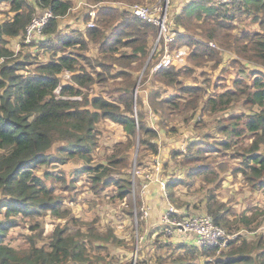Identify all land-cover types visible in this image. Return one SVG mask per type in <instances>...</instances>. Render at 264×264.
Returning a JSON list of instances; mask_svg holds the SVG:
<instances>
[{
  "label": "trees",
  "instance_id": "trees-1",
  "mask_svg": "<svg viewBox=\"0 0 264 264\" xmlns=\"http://www.w3.org/2000/svg\"><path fill=\"white\" fill-rule=\"evenodd\" d=\"M3 1H9L10 15L2 19L0 13V57H7L0 63V264H94L86 254L87 246L80 240L79 234L69 231L68 228L56 229L48 247L32 244L20 249L6 242L7 232L20 224L21 217L38 219L48 211L58 214L60 210L63 202L61 196L56 194L54 186L46 184L37 169L44 164L65 163L73 158H82L85 164L75 171L76 176L87 173L91 188L96 192L114 188L118 198L127 199L132 193L129 171L132 150L138 142L139 152L142 151L138 163L141 166L144 159L147 158L148 161L158 155V139H161V133L158 127L148 124L142 111L135 118L134 81H126L122 84L123 87L117 88L118 95H110V99L103 95L88 99L84 94L81 86L87 87L94 77L86 70L80 58H84L92 66L94 62L83 53L68 51V48L78 44L79 48H86L87 39L76 29H56L58 16L64 15L71 8V0H36L44 10L51 12L44 32H56L55 44L63 52L39 63L37 72L34 73L29 71L30 59L17 62L13 57L15 48L12 50L7 44L10 38L16 39L18 44L27 43V26L36 12L35 4L29 0H0V3ZM89 1L100 3L118 0ZM119 1L135 3L145 0ZM183 6L182 13L174 11L177 16L174 20L177 36L170 43L171 49L178 44L188 43L191 57H204L214 54L215 49L210 42L215 40L240 54L243 53L250 62L264 66V0H231L219 3L212 0H187ZM243 15L258 22L263 31L253 30L243 32L241 36L235 35L231 29L234 28L236 19ZM96 21L100 23L99 27L95 25ZM187 25L200 27L204 34L201 35L203 40L186 35L180 30ZM106 30H109L108 34L104 32ZM158 32L159 27L154 22L136 16L128 9H120L115 3L101 5L94 25L88 26L86 30L88 35L101 43V48H106L109 52V63H97L103 64L106 69H110L112 60L137 61L141 65L148 54L151 40ZM40 43L41 46H46L47 39H40ZM121 48H130L131 51L120 52ZM19 69L27 74L17 73ZM65 71L71 73L72 81H62L61 74ZM251 71L254 74L251 83L244 81V78H238L235 80V89L208 94L204 85L183 81L182 76L192 75V68H163L155 71V76L164 84L174 86L176 91L165 96L161 91H150L149 103L155 112L162 109L163 121L159 126L165 130V135L170 130H178L174 125L171 129L167 128L168 116L172 113L178 114L179 121L190 123L200 107L218 111L229 107L237 98H243V103L251 108L257 106V109H251L248 113L230 115L227 118L229 123H222L220 130L232 138L235 135L241 136L245 130L251 133L252 141L243 147V152H237H242L241 166L235 167V171L244 174L253 188L264 189V70L254 67ZM103 79L106 80L107 76ZM82 94L83 99L76 97ZM106 117L123 126L126 140L114 143L110 148L111 154L106 156L107 162L88 163L97 146V124ZM242 118H245L244 128H240ZM233 145L228 138L208 144L205 141L189 140L186 146L171 152V159L176 165L185 167L186 173L183 178L168 177V185L173 183V188L179 181L188 188L201 175L208 178L211 174L215 181L219 173L207 162L208 152H219ZM168 165L169 161L164 164L165 174L172 171ZM49 172L47 174L55 175L57 171ZM172 188L169 189V197L175 200ZM217 200L219 198L215 193L208 196L205 208L218 224H226L225 217L229 216V208ZM138 204H142L140 198ZM261 211L264 215V208ZM244 221L250 228L260 227L257 213L254 217L245 216ZM253 222H256L255 225H252ZM37 226L38 223L32 225V228L36 229ZM93 235L94 231L91 230L86 237L89 240L102 238L109 242L113 232L99 238ZM227 245L229 247L225 252L218 245L199 248L179 242L175 247L184 248L185 254L175 257L171 264H203L207 256L213 258L214 264H264L262 235L252 241L242 235L236 236L229 239ZM101 246L104 245H96ZM187 254L191 257L187 258ZM198 256L202 257L203 263L195 261Z\"/></svg>",
  "mask_w": 264,
  "mask_h": 264
},
{
  "label": "rangeland",
  "instance_id": "rangeland-1",
  "mask_svg": "<svg viewBox=\"0 0 264 264\" xmlns=\"http://www.w3.org/2000/svg\"><path fill=\"white\" fill-rule=\"evenodd\" d=\"M29 1L32 4L34 2L36 7L32 21L40 20L44 15L42 13L46 10L36 0ZM155 1L157 0H145L135 3L119 1L117 4V6L122 5V9H133L135 5L145 6L147 7L145 15L147 13L148 17L152 18L162 15L164 19V27L158 25V35L151 40L148 54L141 65L137 61L118 62L112 60L110 69H106L103 64H97L104 61H108L107 63H109L111 60L108 58L109 52L106 51V48H101V43L95 41L86 33L89 21L88 10L91 9L90 4H94L89 0H71V8L64 15L58 16L56 29L58 31H72V29H76L87 39L88 45L86 48H79L78 44L68 48V51L83 53L94 62V66H92L84 58H80L86 70L94 77L87 87L81 86L88 99H91L95 95H103L107 99H110V95H118V87H123L122 84L126 81H134L135 118L142 111L148 124L158 127L159 132L165 135V130L159 126L163 121L162 109L158 112L152 109L149 103V93L150 91L158 90L165 96L176 91L174 86L160 81V78L155 76L154 69L162 58L166 36L176 30L174 20L177 19V16H175L174 11L182 13L183 5L187 0ZM212 1L219 3L218 0ZM104 4L114 5V1H102L98 4L97 8L99 9ZM161 6H163L164 10L161 9ZM9 9V1L0 3L2 19L8 18L10 15ZM236 20L234 28L231 29L235 35L241 36L243 32L253 30L263 31L260 24L250 16L243 15ZM30 24L27 26V30ZM95 25L99 27L100 23L96 21ZM190 26H183L180 30L186 35L203 40L201 37V35H204L202 29ZM108 31L104 32L108 34ZM159 35L161 36V43L157 45L156 39ZM56 37V32L50 34L43 32L42 36L37 40L21 43L20 46L16 39L10 38L7 46L12 50L19 48L18 54L13 57L16 58L17 62L25 58L30 59L29 71L34 73L37 72L36 68L39 63L46 62L56 54L59 55L63 52L59 51V46L55 44ZM40 39H47V45L41 46ZM210 43L215 49L214 54L193 58L189 53L183 61L173 65L176 68L185 69V67H190L193 69L192 75L182 76L185 83L204 85L208 89V94H212L218 91L223 92L228 89H235V80L238 78H244V81L251 83L254 77L251 69L254 67H260L264 70V66L250 62L243 53L240 54L236 50L225 45L223 46L215 40ZM122 51H131V49L121 48L120 52ZM17 73H21L20 69L17 70ZM70 76L69 72H64L61 74V79L63 82L72 81V77ZM104 76H107L106 80L103 79ZM77 98L83 99V94L77 96ZM257 108V106L251 108L250 105L243 103V98H237L230 103L229 107L218 111L205 110L200 107V111L198 110L199 112H197L196 117L190 123L179 121L178 114L172 113L168 116L167 128L171 129L173 128L172 125H174L178 130H170V133L165 135L166 138L162 135L165 141L162 140L161 136V139H158L159 153L162 157L165 148L170 149L169 154L171 155L173 150L186 146L187 142L191 139L194 141H205L208 144L212 141H221L228 138L234 143L233 147L229 149L227 148L219 152L218 150L208 152L207 162L211 163L214 170L219 173V177L215 181L212 174L208 178L201 175L198 181L191 187H182L183 190H180L177 194V197L180 196L182 199H187L190 202V207H185L190 212L197 214H210L205 208L206 199L208 196L213 195V193L217 194L219 198L217 201L223 202L229 208V216L225 217L227 222L226 224H221L226 230L227 239H233L236 236L242 235L247 240L252 241L258 235H262L264 240V215L261 211L264 208V189L253 188L244 174L235 171V167L241 166L243 147L252 141L251 133L245 130L241 136L235 135L232 138V136H228L220 130L222 123H229L227 122V118L230 115L242 112L248 113L251 109ZM97 127V146L94 150L93 158L88 162L91 164L107 162L106 156L111 154L110 148L114 143L126 140L123 126L108 117L102 118L98 122ZM244 127H246L245 118H242L240 128ZM205 135H209V137L206 138ZM169 146L171 147L169 148ZM238 151L242 152L237 153ZM141 153L142 151L139 152L137 142L136 147L131 153L130 178L133 175L135 167L142 170H149L151 168L146 169L147 158L139 166ZM168 161V167L172 166V171L166 172L165 176L167 178L185 175V167L176 165L171 156ZM166 162L167 160H164V164ZM84 164V159L73 158L65 163H50L39 167L37 172L44 177L47 185L55 187L56 194L61 196L63 200L60 210L58 214L48 211L40 215L38 219L21 217L22 214H20V224L12 227L7 232L6 242L20 249L27 248L32 244L48 247L47 245L53 239L56 229L68 228L69 231L79 234L80 240L87 246L88 251L86 254L94 261V264H171L175 257L185 254L184 248L175 247L179 241L174 239L173 235H169L173 233H164L165 230L161 232L158 230L159 227L149 228L150 217H142L141 206L138 204V198H142V194L139 195V187L137 189V197L134 198L132 195H128L127 199L118 198L114 188H107L106 190L96 192L95 189L91 188V180L87 173L79 176L75 174V171ZM49 171L57 172H55V175H49L47 174L50 173ZM204 198H206L205 201ZM174 202L176 209L179 211L184 210L180 203L175 200ZM182 213L184 214V212ZM256 213L260 227L254 229L245 225L244 217H254ZM37 223V228H32V225ZM255 223L253 222L252 225H255ZM91 230L94 231L93 236L95 238L107 235L109 232H113V235L109 242L102 238L89 240L86 235ZM96 245L104 246L96 247ZM228 247V245L224 247L225 252ZM185 256L187 258L191 257L189 254ZM195 261L203 263L201 256H198Z\"/></svg>",
  "mask_w": 264,
  "mask_h": 264
},
{
  "label": "built area",
  "instance_id": "built-area-1",
  "mask_svg": "<svg viewBox=\"0 0 264 264\" xmlns=\"http://www.w3.org/2000/svg\"><path fill=\"white\" fill-rule=\"evenodd\" d=\"M219 2H227L231 0H218ZM119 1L114 2L117 6ZM123 2V1H121ZM98 4H90L91 9L88 10L89 21L88 26L94 25V20L97 18ZM122 4V3H121ZM122 9V5L118 6ZM161 9L164 10L163 6ZM134 15L141 17L143 19H148L154 22L156 25H161L164 23V19L161 16L159 17H148L147 13L145 15V10L147 12V7L135 5L133 9H128ZM51 12L47 11L38 21H32L27 30L26 42H30L35 39L36 34H40L42 27L47 23ZM177 32L172 31L171 34L166 36L165 43L163 45L164 52L161 60L157 63L155 71H160L163 68H168L174 64L183 61L191 52V47L188 43L178 44L174 49H171V42L175 40ZM157 45L161 43V36L159 35L156 39ZM211 44V43H210ZM15 52H18V49H15ZM6 56L0 57V63H3L6 60ZM154 71V72H155ZM151 167L149 170H142L135 167L133 175L131 177L132 183V193L131 195L135 198L137 197L138 187L143 193L151 183L156 182L160 185L164 197H169L168 190V178L164 173V160L158 153L157 156L148 160L146 163V169ZM142 217L149 218L150 216V207L146 204H142L140 207ZM161 224L165 226V232L173 233L180 231L182 233H193L196 236L195 244L199 248L206 246L218 245L220 250H224V247L227 246L228 240L226 236V230L223 226L218 224L214 217L208 213H190L183 214L182 211H179L174 207V204L168 203L166 210L162 213ZM173 235V234H169ZM213 258L211 256L205 257L204 264H213Z\"/></svg>",
  "mask_w": 264,
  "mask_h": 264
},
{
  "label": "crops",
  "instance_id": "crops-1",
  "mask_svg": "<svg viewBox=\"0 0 264 264\" xmlns=\"http://www.w3.org/2000/svg\"><path fill=\"white\" fill-rule=\"evenodd\" d=\"M162 135L163 134L161 133L160 136L163 140L164 138L162 137ZM163 136L165 137V135H163ZM163 141H165V140H163ZM170 147L171 146H169V148ZM169 151H170V149L165 148L163 151V157L159 153L163 160L168 161V159L171 156L169 154ZM170 167L172 169V166H170ZM176 177L183 178L184 175L183 176H176ZM172 184L169 183L168 190L170 188H172L171 187ZM182 187H185L183 185V182L178 181L177 185L172 188L174 191L173 190H171V191L175 192L173 194V196L174 195L176 196L175 201H177L178 203H180L183 206L184 210H182V212H184V214L187 215V214L192 213L189 211V209H187L185 207V206H187L189 208L190 202L187 199H182L180 196L177 197V194L180 192V190H183ZM141 200H142L143 204H146L150 207V219H149L150 227L149 228L151 229L152 227H156V228L159 227L158 230L163 232L165 230V226L161 224L162 213L166 210L168 203L175 204L174 200H171L170 197H168V198L164 197L160 185L156 182L151 183L150 186L142 193ZM164 233H166V232H164ZM173 238L177 239L179 242H183V243H186L188 245H194L195 240H196L195 234H193L191 232L190 233H182L180 231L173 232Z\"/></svg>",
  "mask_w": 264,
  "mask_h": 264
},
{
  "label": "clouds",
  "instance_id": "clouds-1",
  "mask_svg": "<svg viewBox=\"0 0 264 264\" xmlns=\"http://www.w3.org/2000/svg\"><path fill=\"white\" fill-rule=\"evenodd\" d=\"M47 12V11H46ZM45 14V13H44ZM47 25V23L42 27V30H41V33L40 34H36L35 35V39H37V37H40V36H42V34H43V32H44V28H45V26ZM38 35H40V36H38ZM28 43V42H27ZM19 46L21 45V43L20 44H18ZM16 49V48H15ZM18 51H19V48H18ZM18 52H14L13 53V55H16ZM2 57V56H1ZM66 73H68L69 71H65ZM21 73L22 74H27L26 73V71H21ZM70 73V72H69ZM71 74V73H70ZM71 77V76H70ZM58 91H60V89H58ZM77 97V96H76ZM169 181V180H168ZM150 217V216H149Z\"/></svg>",
  "mask_w": 264,
  "mask_h": 264
}]
</instances>
